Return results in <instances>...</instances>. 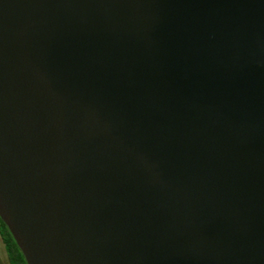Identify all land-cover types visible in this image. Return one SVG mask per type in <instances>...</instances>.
I'll use <instances>...</instances> for the list:
<instances>
[{
  "label": "water",
  "instance_id": "1",
  "mask_svg": "<svg viewBox=\"0 0 264 264\" xmlns=\"http://www.w3.org/2000/svg\"><path fill=\"white\" fill-rule=\"evenodd\" d=\"M0 220L26 264H264V0H0Z\"/></svg>",
  "mask_w": 264,
  "mask_h": 264
},
{
  "label": "trees",
  "instance_id": "2",
  "mask_svg": "<svg viewBox=\"0 0 264 264\" xmlns=\"http://www.w3.org/2000/svg\"><path fill=\"white\" fill-rule=\"evenodd\" d=\"M2 239L11 264H26L24 257L5 224L0 220Z\"/></svg>",
  "mask_w": 264,
  "mask_h": 264
},
{
  "label": "flooded vegetation",
  "instance_id": "3",
  "mask_svg": "<svg viewBox=\"0 0 264 264\" xmlns=\"http://www.w3.org/2000/svg\"><path fill=\"white\" fill-rule=\"evenodd\" d=\"M2 228L0 226V264H3L2 260L4 258L5 264H11L7 251H6V246L4 244V241L2 239Z\"/></svg>",
  "mask_w": 264,
  "mask_h": 264
},
{
  "label": "rangeland",
  "instance_id": "4",
  "mask_svg": "<svg viewBox=\"0 0 264 264\" xmlns=\"http://www.w3.org/2000/svg\"><path fill=\"white\" fill-rule=\"evenodd\" d=\"M2 262H3V264H5L4 258H3Z\"/></svg>",
  "mask_w": 264,
  "mask_h": 264
}]
</instances>
